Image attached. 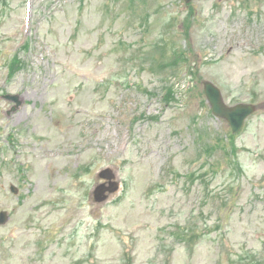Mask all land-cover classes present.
Segmentation results:
<instances>
[{"label":"rangeland","instance_id":"374dc122","mask_svg":"<svg viewBox=\"0 0 264 264\" xmlns=\"http://www.w3.org/2000/svg\"><path fill=\"white\" fill-rule=\"evenodd\" d=\"M1 210L0 264H264V0H0Z\"/></svg>","mask_w":264,"mask_h":264},{"label":"water","instance_id":"95a60500","mask_svg":"<svg viewBox=\"0 0 264 264\" xmlns=\"http://www.w3.org/2000/svg\"><path fill=\"white\" fill-rule=\"evenodd\" d=\"M185 2H190L191 0H184ZM204 89L208 101L212 107V111L217 116L223 117L228 120L234 132L240 131L245 124L248 116L256 111V105L253 103H237L234 105H229L226 103L222 90L214 82L210 80H204ZM6 97L14 99L17 101L12 109H16L22 104V100L19 95H7ZM12 189L17 192L15 186ZM9 218L7 211L0 212V223H5Z\"/></svg>","mask_w":264,"mask_h":264},{"label":"trees","instance_id":"16d2710c","mask_svg":"<svg viewBox=\"0 0 264 264\" xmlns=\"http://www.w3.org/2000/svg\"><path fill=\"white\" fill-rule=\"evenodd\" d=\"M165 97L169 98V100H173L175 98L171 89H169V91H167Z\"/></svg>","mask_w":264,"mask_h":264}]
</instances>
